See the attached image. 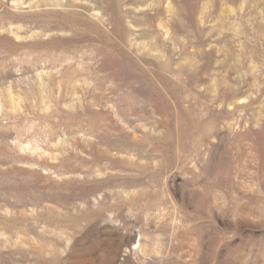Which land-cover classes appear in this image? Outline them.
<instances>
[{
  "label": "rangeland",
  "instance_id": "rangeland-1",
  "mask_svg": "<svg viewBox=\"0 0 264 264\" xmlns=\"http://www.w3.org/2000/svg\"><path fill=\"white\" fill-rule=\"evenodd\" d=\"M0 264H264V0H0Z\"/></svg>",
  "mask_w": 264,
  "mask_h": 264
}]
</instances>
